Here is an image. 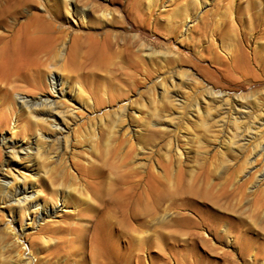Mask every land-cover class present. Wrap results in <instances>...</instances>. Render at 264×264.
Here are the masks:
<instances>
[{
    "label": "rangeland",
    "instance_id": "rangeland-1",
    "mask_svg": "<svg viewBox=\"0 0 264 264\" xmlns=\"http://www.w3.org/2000/svg\"><path fill=\"white\" fill-rule=\"evenodd\" d=\"M74 7L63 55L73 40L78 50L103 37L113 46L107 65L81 75L95 94L77 78L63 99L48 90L13 93L53 98L56 109L29 114L0 100L8 116L0 164L18 187L26 181L22 203L12 202L10 212L0 203L7 238L0 264H21L20 250L32 249V264H264V0H76ZM61 62L52 72L75 80ZM209 92L217 93L213 100ZM38 136L44 157L36 162ZM56 137L58 144L50 141ZM60 184L74 187L64 205L58 191L44 216L41 205L52 207L50 188ZM88 223L98 242L81 246Z\"/></svg>",
    "mask_w": 264,
    "mask_h": 264
},
{
    "label": "bare ground",
    "instance_id": "bare-ground-1",
    "mask_svg": "<svg viewBox=\"0 0 264 264\" xmlns=\"http://www.w3.org/2000/svg\"><path fill=\"white\" fill-rule=\"evenodd\" d=\"M75 1L76 0H0V100L4 105H6V107H8V109L13 107L16 102L19 103V105L25 109V112L28 111L27 113L36 110L37 106L56 109V101L53 100V98L44 97V98H39L37 100H33V98L25 99L24 97H15V95H13V93L15 94V92L21 91V92H24L27 94L35 95L37 91L48 90V91H52L53 93H56L58 98H60V99L63 97L64 94H66L67 97H70V93L72 92V89L74 90L77 78H78V80L79 79L82 80L81 85L82 84L84 85L85 90H87L88 94L89 93L90 94L96 93L95 91L91 92L92 87L88 86L89 87V89H88V87L85 86L86 82L81 77V75L86 74L85 71H83V70H84V68H88L89 66L97 68L100 70V68H103L104 65H107L108 60L106 58V53H107V50H109L113 46V40L108 38V37H105V38L103 37L101 39H94L88 44V47L85 48L84 50H78L79 45L76 44V42L73 40L72 44H71V50H69V51L67 50L66 53L63 55L62 49L64 48V43H65L64 39L67 36L68 30H69L68 26L65 25L64 22L69 21V20H67L69 15H71L73 17L77 16L78 11H76V8L74 7ZM82 9H84V8H82ZM102 15H104V14H102ZM20 16H23L24 19L18 20V18ZM79 18H80L79 20H83V12H81V10L79 12ZM146 54H147V52H146ZM60 57H63V61H64V62L60 63V66L62 65V63H65V68H68V70H70L71 73H74L75 75H77L75 80L72 81L73 78L69 79L70 74L68 76H66L65 78H62L60 75L57 74L58 71L56 73L52 72L53 70L56 71L58 69V68L56 69V67H57V64H59L58 61H59ZM152 61H154V60H152ZM146 70H147V68H146ZM77 72H79V73L77 74ZM47 75H48V80L46 79ZM88 85H90V84H88ZM64 86L69 87V90L67 92L65 91V93H64ZM160 87L162 90L161 95H164L165 94L164 84L160 83ZM73 92L75 93V91H73ZM215 94H217V93L213 92V94H212L211 92H209L208 95L210 97H212L211 99L213 100ZM77 95H82V91L80 88H77L76 96ZM96 96H95L94 100L91 99V98H93L92 95H91V98L88 96L89 98H86L87 99L86 103H90L91 100H92V102L93 101L98 102L96 100H99V99H97ZM81 97L82 96H80V98ZM165 97H166V95H165ZM80 98H79V100H80ZM91 104L92 103H90L89 106ZM89 106L87 105V107H89ZM195 111L197 112L196 109H195ZM55 112L60 114L61 111H55ZM45 113H48L47 115L51 116L54 119V114H52L51 112H45ZM10 114H11V112H10ZM31 114H32V112H31ZM61 116H64V114H62ZM152 116H154V115L152 114ZM7 118H8V116H7L5 111L0 112V127L1 126L2 127L7 126V123H8ZM66 118H68V117H66ZM45 120L46 119H44V122H45ZM31 121H32V119H31ZM36 122L37 121L35 120L34 125ZM149 122H151V121H149ZM68 123H67V125H69ZM29 124H31V123H29ZM48 124H50L52 126L54 125V129L56 128L57 130H60V131L62 130V127L58 128L56 124H52V123H48ZM154 124H155V122H154ZM44 125H46V123L45 124L43 123V126ZM40 126H38V127H40ZM28 127H29V125H28ZM23 128H24V126H23ZM29 129H30V127H29ZM108 129H110V128H108ZM116 129H118V128H116ZM32 131H35V130H32ZM28 132H29V130H28ZM28 132H26V133H28ZM90 132H91V130H90ZM30 133H33V132H30ZM91 136L92 135H90V138H91ZM96 136H98V135H96ZM108 138H109V135L107 136L106 139H108ZM57 139L58 138L56 137L54 139H50V141L51 142L56 141L54 143H57ZM41 140H42V138L40 139V137L38 136L33 142V144H34L33 146L35 147L34 153L37 152V154L34 156L36 159L35 160L36 162L37 161L39 162L40 158L42 157L41 155H40L41 156L40 158L38 157V152L40 151V149L42 150L41 142L43 143V141H41ZM108 140H110V139H108ZM45 141H46V139H45ZM7 142H8L7 138L4 137L3 135H0V144H2V146H3ZM104 142H106V141H104ZM106 143H108V142H106ZM11 144H12V141H11ZM93 144H96V143H93ZM66 145L67 144L65 141L63 148H65ZM86 145H87V143H86ZM110 146H112V145H110ZM58 147H59V145H58ZM14 149L15 148L13 145H9L8 153L12 159L15 156V155H13ZM47 150H45L46 156L51 157V156H49V154H48L49 151L47 152ZM18 151L20 152V154H22L24 156V158L28 157V155H29V150L27 149L26 146H20ZM22 151H24V152L22 153ZM41 153H44V151ZM51 154H52V152H51ZM42 158H41V160H42ZM7 159H8L7 162L9 163L10 159L9 158H7ZM42 165H43V163H42ZM7 166L5 167V169H7ZM39 166H41V163ZM65 167H66L65 165H64V167L62 165V168L60 167V169L63 170V168H65ZM2 168H3V164H0V203L8 205V211L10 212L11 207L13 206V204H11V203L16 202L17 204H20L22 199L20 200L19 195L26 193V187H25L26 181H25V183L22 182L23 183L22 187H18L15 182L13 183L6 178V176L4 174L5 172H3ZM43 168H45V167H43ZM53 169L54 168L52 167L50 170H53ZM48 170H46V171H48ZM56 170L58 171V169H56ZM65 170H67V169H65ZM37 171H39V170L37 169ZM50 172L51 171H48V173H50ZM68 173H67V175H68ZM40 175H42V174L40 173ZM44 175H45V173H44ZM62 176H64V175H62ZM38 177L39 176H37L36 178H38ZM68 177H71V176H67L66 178H68ZM57 178H59V177H57ZM67 182H69V181H67ZM72 182H74V181H72ZM69 183H71V182H69ZM57 184H55V185H57ZM62 185L60 186V187H62V189H59L57 187L58 185L55 187L52 185V187L50 188L51 190L49 192L51 193V195L49 197H51V198H49V200H51V202L52 201H54V202L51 203L52 207L49 208V207H47L48 202L45 203L46 199H44L45 200L44 203L47 204L45 206L43 204L41 205V207H42L41 211H42L44 216H49L53 213V210H54L53 207L58 203L57 202L58 201V198H57L58 197V195H57L58 191H61L62 195H59V199L61 200V205H64V201L66 200L67 196L70 194V193L66 194V192H68L67 190H70L71 187H74L71 185L70 189L64 190L63 189L64 184H62ZM29 188L30 189L33 188L32 184H31V186H29ZM71 191H72V189H71ZM38 195L39 194L36 190L31 192V196H33L32 198L34 200H36ZM53 197H54V199L52 200ZM39 204L40 203H38V202L35 204H33L31 202V206L33 205V207H38ZM21 206H19V207H21ZM28 208L29 207H27V206L25 208H23L22 213L25 214L26 211L28 210ZM43 215L40 213L39 216L42 217ZM32 220L34 221L35 217ZM9 231H12L14 233V236H12V237H14L15 240L20 239V237L18 236L20 232L17 233L13 228H12V230H9ZM95 231H96V229L93 225H91V223H88L85 226L84 234H85L86 238L84 241H81V246L85 243L92 245V244L98 242V237L94 236ZM5 238H6L5 235H2V236L0 235V242L1 243L3 242L2 244L6 245ZM78 246H79V244H78ZM104 246H105V244H104ZM2 247H4V246H2ZM4 248L6 249V247H4ZM34 252H36V250H34V249L28 250V253H25L24 251L20 250V252L18 253V259L21 262V264H32L31 255L33 257H35L36 253H34ZM96 255L97 256L104 255V247L100 246V248L96 251Z\"/></svg>",
    "mask_w": 264,
    "mask_h": 264
}]
</instances>
